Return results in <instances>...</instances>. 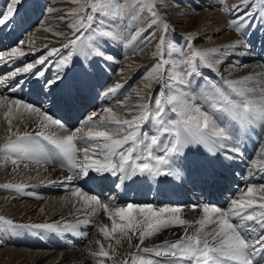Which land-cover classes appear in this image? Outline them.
Returning a JSON list of instances; mask_svg holds the SVG:
<instances>
[{
  "label": "snow or ice",
  "instance_id": "6c2138e0",
  "mask_svg": "<svg viewBox=\"0 0 264 264\" xmlns=\"http://www.w3.org/2000/svg\"><path fill=\"white\" fill-rule=\"evenodd\" d=\"M26 2L8 0L6 7L0 10V28L22 23V6ZM71 2L76 7L43 9L49 16L63 13L52 23L68 27L72 30L71 35L54 31L51 24L42 25L52 35L66 37L65 42L60 47L45 45L46 52L35 62L16 68L0 79V85L10 92H17L25 81L9 85V80L21 73L32 72L37 65L52 64L50 58H55L57 71L51 78H44V70L32 74L37 80L44 78L42 91L45 95H55V89L66 105H73L93 87L88 66L83 63L75 74L64 71L75 68L74 54L82 55L85 61L95 56L105 62H114L115 57L101 47V41L131 48L133 54L144 53V49L156 41L151 51L155 62L142 78L143 88L133 89L139 98L137 102L128 103V96L124 101H117L114 107H104L101 112L94 110L73 130H68L63 120L56 118L52 109L40 102H25L0 94V108L5 109L3 116L9 133L5 143L0 144V154L13 165L19 166L18 161L37 164L58 161L62 165L66 162L73 172L65 178L68 183L77 178L89 183L110 182L118 190H127L133 185L151 188L153 184L164 186L177 181L208 184L213 179V172L205 162L214 161L221 155L226 160L242 156L241 136H247L257 125L264 131V72L245 74L238 79H227L223 75L213 79L201 70L207 68L212 73H219V65L227 59L224 53L230 50L249 54L252 48L249 32L255 30L259 11L264 10V0H261L260 9L256 8L255 0H241L239 4L222 8L230 17L228 27L239 34V39L226 48H196L192 44L194 34L188 33L184 37L187 51L185 46L169 40V33L174 29L160 15L158 8L162 5L158 0ZM259 19L264 21V16ZM24 45L25 41L21 39L7 54L0 52V62L25 56ZM61 49L68 50L67 54ZM243 66L239 61L233 65ZM196 78L199 79L194 86ZM153 83L159 86L155 94H152ZM123 87L116 83L102 96H114ZM56 102L53 100V106ZM24 112L39 119V131L22 135L18 130L13 132V120ZM122 112L131 118L122 116ZM148 124L154 131L143 130ZM51 126L63 134L46 133ZM24 167L28 164L24 163ZM109 177L114 179L109 181ZM245 179L248 181L246 196L233 199L227 209L204 204V216L196 222L199 227L195 233L189 235L186 232L179 240L165 241L153 248H141L140 245L163 228L188 223L175 215L180 212V207L157 211L150 204L129 203L126 208L117 207L110 212L108 203L84 193L80 187H75L72 195L81 197L85 205L91 202L108 214L112 220L111 229L106 225L100 228L105 238L119 232L131 241L128 232L139 231L138 251L130 254L124 264H264V195L259 197L258 205L255 196L257 190L264 193V183L256 185L248 177ZM0 187L17 192L24 189L23 184L9 183ZM192 207L195 209L197 205ZM134 212L142 218L134 219ZM164 213L173 215L165 217ZM117 217L126 223H118ZM209 226L210 230L206 231ZM9 227L63 231L71 225L17 224L0 216V228ZM141 252L170 259L145 258ZM93 255L111 258L103 246Z\"/></svg>",
  "mask_w": 264,
  "mask_h": 264
},
{
  "label": "rangeland",
  "instance_id": "374dc122",
  "mask_svg": "<svg viewBox=\"0 0 264 264\" xmlns=\"http://www.w3.org/2000/svg\"><path fill=\"white\" fill-rule=\"evenodd\" d=\"M217 1H219V3H216ZM158 2L162 5L160 8H158V11H159L160 15L162 17H164L165 22H167L171 26V28L174 29V31L169 33V36H168L169 40L175 42L179 46H185L186 45V41H185L184 37H185V35L187 33L186 32L178 33V31H180L179 27H178V22H174V21H179L180 22L179 15H181V14H182V16L184 15V13L181 10L184 7H187V3L188 2L189 3L190 2L193 3L192 6H194L197 3H199L200 0H158ZM212 2H213L212 4H217L220 7V9H222L223 6L229 7L231 5L239 4L241 2V0H224L223 4L221 3V0H212ZM7 3H8V0H0V10H3L6 7ZM206 3L210 4L211 1L208 0V1H206ZM255 4H256V8L260 9L261 0H255ZM200 5L201 6H198L199 9H197L194 12L193 16L198 14L200 11H203L204 7L202 6V4H200ZM45 7H51L53 9H69V8L76 7V5H74L71 2V0H27V2L22 6L23 22L20 23V25L22 24L23 28L20 27V29L23 31V35H20L19 40H21V39L24 40V39L30 38L31 40H33V43L31 42L30 46H28L26 44V46H28V47H26V50H27V52L30 53V54L27 53L28 54L27 56L29 57V59L27 60V58H26V61L24 63H22V65L18 66V68L26 66V64L29 63V62H35V60L40 55H42L44 52H46L47 49L45 48V45H47L48 47H60V45L65 42L66 37L54 36V35L51 34V32L49 30H47L42 25L51 24L52 29L54 31L64 32V33H66L69 36L71 35V31L72 30L69 29L68 27H66L64 25L53 24L52 23L53 21L59 20L60 17L62 15H64V14L63 13H53L51 16H49L46 12L43 13V9ZM176 7L181 12V14L178 15L177 11L176 12L172 11V10H175ZM216 10H218V7L215 9V11ZM213 11H214L213 9L210 10V13L213 12ZM263 13H264L263 10L259 11V14H258L257 19H256L255 30L254 31H250L249 34H257V33L263 34L264 33V23H263L264 21H261L259 19V16H264ZM220 14H223V13H220ZM205 16L206 15H204V17L202 18L203 22L206 21V20L204 21ZM221 16L222 15H220V17ZM225 17H226V19L228 18L227 21H226V27H227V28L225 27L226 30L224 29L223 32L220 31V32L215 33L212 36L211 40H209V41L207 40V38H209V36L206 37V36L198 35L197 36L198 38H194L192 40V44L196 48H200V49L217 48L220 43H217L216 39H218V37H220L222 34L229 33L228 31H231V30H233V31L230 33V35H233V38L239 39V34L236 33L234 31V29L228 27V20L230 18L229 14H226ZM65 18H67V17H65ZM183 18H185V17H183ZM210 18H212V17H209V19ZM19 20H20V18L17 17V21H19ZM182 21L184 23L181 22L182 23L181 26L183 25V26L187 27L188 26V24H186V22H188L187 18H185ZM213 21H214V19L212 20V22ZM29 23L32 24V25L30 26ZM27 25H28V28H27ZM15 26L14 25H9L8 26L9 29H7V27L0 28V42L1 43H2V41L4 39H5V41H7V39L8 40L10 39V35H11L10 32L14 29ZM25 29H27V30H25ZM39 31L40 32L44 31V32H43V34H41ZM35 32H36V34H35ZM201 32H204V31H201ZM45 33H48V34L44 35ZM32 34L34 35V37L32 36ZM159 34L160 33L158 32L157 35H159ZM3 43L6 44L7 42H3ZM100 43H101V47L109 55H112V56L115 57V61L114 62H105L104 60L100 59L99 57H95V56H92V57L89 58V60L85 61L82 55L74 54V56H73V64L75 65V68L69 67L67 69H64L65 72H68L70 74H75V73H77L76 70L77 71L79 70V67H80V65L82 63L84 65L88 66V70H89V73H90L91 82H92L93 87L87 93L86 96H83L82 98H80L81 101H79L78 103H85L84 99L93 100V101L96 100L97 101V99H99L102 96V93L104 91H106L109 87H112V86L115 85L116 81L119 80L118 83H122L123 82L124 79L121 80V78H120V77H122V75H126L127 73L130 72L128 75H130V78H134V80H133V83L127 88V91H123L122 93L121 92L116 93V95H114V96L104 97V99L106 98L107 101H111V102L119 101L122 97L126 96V94H128L130 92V90H132L133 87L140 85L143 88L144 81H143L142 78L144 77V75L148 71L149 66H151L155 62L154 58L151 55V51L154 50L153 49V45L156 43V41H153L152 45H149L147 48H145L144 49V53H142V54L141 53L133 54V50L131 48H125V47H123V45L117 44V43H112L111 41H108L106 44L104 42H102V41ZM203 43H206V44L202 45ZM251 43H252V49L253 50L261 52L262 48L264 47V36L256 38L255 42L252 40ZM15 46H16V43H13L10 46L8 45V48L15 47ZM41 48H43V49H42L41 52H39V49H41ZM4 49H5V47H4ZM221 49H224V48L222 47ZM5 51L9 52L10 50L6 49L3 52L5 53ZM61 51L66 55L68 50L61 49ZM185 51H187V47L186 46H185ZM229 52L232 53L231 50L228 51V53ZM174 56H175V54H174ZM225 56L227 57L226 54H225ZM50 59L55 61V58H50ZM126 59H127V61H125ZM54 61H53L52 64H48L46 66L45 65H37L32 70V72H30V74L27 75V77L23 80V81H25V85L24 86L25 87L27 86V89H30L32 94H33V92H35L34 96H32L31 93L29 94V96L32 97L31 101H33L31 103H36V102H38L37 99L43 98L45 101L40 103L42 106L49 107V108L50 107L54 108L53 107V103H52L53 101H51V102L48 101L47 102L48 99L53 97V99L57 101L55 105H57L58 102L60 103L63 100L62 97L60 96L59 92H56L55 89H53V92H55V95L49 94V96L45 95L44 91H42V85H43L44 78H51L57 71ZM252 61L253 60H246L244 63H242V61L240 60L242 65L243 64L245 65V64L250 63ZM10 63H11V66H12L13 61H10ZM233 63L235 64L234 58L230 59V58L227 57V59L221 65H219V67H220V72L219 73H212L207 68H202L201 70L204 71L206 74L212 76L213 79H218L220 75H223L225 77V74H226L225 70H227L226 67L232 66ZM129 65L131 67H129ZM7 66L8 65H6V63L3 64V62H0V79L5 78L8 73H11L13 70L16 69L14 66L11 67V69H7ZM106 68L107 69L109 68L108 69V73L110 71H112V73L110 74V82H109V78H108V83L106 84V88H103L105 86H102V83H100L101 81H99L98 84H100L99 85L100 87L96 88V86H95L96 78H97V76H99L100 71H102V72H104L106 74V71H105ZM40 70H44L45 71V77L44 78H40L39 80H37L36 77L32 73L40 71ZM95 70H97L98 73L97 72L95 73ZM23 77H25V76H23ZM128 79H126L125 82L128 81ZM198 79L199 78H196V80H194V86H195V83H196V81ZM26 80H27V82H26ZM29 84L33 85V86L35 84V86H37V88H40V89L39 90L36 89V91H37L36 92L35 88H32V87L30 88L29 87ZM152 89H153V93L152 94H155V92L159 90L158 84L153 83ZM7 90H8V88H7ZM92 90H94V91H92ZM99 90H100V92H99ZM1 94L4 95V96L8 95V93L7 94L1 93ZM37 95H38V98H37ZM99 100H101V99H99ZM40 101L41 100H39V102ZM107 101H106V103H107ZM63 102H61V103H63ZM85 104H87V102ZM116 104L117 103H115V104L109 103L107 106L114 107ZM47 105H49V106H47ZM64 105H66V104H64ZM107 106H105V107H107ZM92 110L93 109H91V110L87 109L85 115L87 116V113L91 112ZM4 111H5V109L0 108V144L5 143L6 139L9 136L8 124H7V122H6V120L4 119V116H3ZM55 111L56 110L52 109V112H55ZM56 113H57V111H56ZM67 116L68 115H66V117L64 116V119L68 118ZM25 117H26V114H25ZM28 117L23 118L22 115L17 116V118H15L13 120V124H15V125L22 124L23 127H22V125H18L17 126L18 128L13 129V132H16L18 130V134H23L26 131H31V129L34 130L33 128L35 127V125L37 123L34 124L33 121L36 118V116L34 117V119L32 118L33 121H31ZM56 118H59V117L56 116ZM23 119H24V122H23ZM82 119L83 118H81V120ZM25 121H27V122H25ZM148 125H150V124H148ZM30 126H32L33 128L30 129ZM146 126L143 129L144 131H149V130L154 131L153 126L147 127V128H146ZM51 127H52V130L50 129V131H47V133L55 132L54 131V126H51ZM35 130L39 131L40 129L36 127ZM31 133H33V132H31ZM24 163L28 164L27 168L24 167ZM32 164H34V162H28V161L20 162V161H18V165L19 166L13 165L10 162V160H8L6 157L3 156V154H0V166H1L0 169H2V167H4V173L0 175V185L9 184V183H11V184H22V182L19 181V180H22V178H20L18 180L19 177L18 176L14 177V175L16 173H18V171L21 172L23 169H24L23 172H26V173L30 174L31 172L29 170L32 169L33 166H30ZM41 164H43V163H40V165ZM58 164H59L60 168H62V169L64 168L65 169V167H63L60 162H58ZM36 165H38V164H36ZM14 169H16V170L14 171ZM12 172H13V174H11ZM33 173H34V178H36L38 176L37 173H35L34 171H33ZM26 179L28 180L27 184H23L24 185V189L22 191H19V192L20 193H24L23 197L26 195V193H30L28 196L24 197L22 199V201H32L34 203L36 202L39 206L37 207V209L35 211L31 212V214H29V215L27 214L26 216L25 215L23 216L22 213H18L17 214L14 211V209H15L14 205H10V204L7 205L6 203L5 204L4 203L0 204V216L5 217L6 219H12L17 224H28L30 222H31V224H35L34 223L35 221L34 222H32V221L37 219L36 215L39 214V212H38L39 207L42 206L43 204L47 203L46 199H44L42 196H37V195H43V194L49 195L50 193L46 189L54 186V185H44V184L36 185L37 181H40L39 179L38 180L34 179L32 181H31V178H26ZM16 180H18V181H16ZM179 186H181V185H179ZM189 190L186 189V191H185L187 193V195H191V193L189 194ZM10 191H12V190H9V189L8 190H4V188L0 187V199L10 198V197L14 196V195H11L12 193ZM60 194H58V195H60ZM152 195H153V191L148 193V196L151 197ZM179 196L181 198H183L181 195H179ZM129 198L130 197L128 196L127 201H130ZM152 199H153V197H151V200ZM127 201L124 202L123 205H125V203H127ZM156 201L157 200H154L153 202L150 201L148 204H150V205L152 203L156 204ZM170 203H172V202H170ZM195 204L187 202V203H184V204H177V205H172L171 206L166 201L161 203L160 204L161 208L180 207V209H181L180 212L176 213L175 215L179 216V218L181 220L187 221L188 223L184 224V225H174V226H169L167 228H163L159 232L155 233L154 235L147 237L144 240V243L142 245H140V247L141 248H144V247L153 248L156 245L163 244L165 242L164 239L166 237H170V238H171V236L173 238L177 237L178 238L177 240H179L180 238H183L185 236L186 232L189 235H192L193 233H195L197 227H199V225L196 222L201 220L203 218V216H204L203 206H200L201 203L198 204L199 206L197 205V207L195 209H193L192 206L195 205ZM143 205H145V204H143ZM108 206H109V211L110 212L114 211L115 208H117V207H122V205H111V204L110 205L108 204ZM8 207H10V208H8ZM7 208H8V212L5 213L7 211L6 210ZM23 208H26V206H23ZM23 208H22V210H24ZM70 209H71V207L68 208L63 213H61L60 216H62L63 214L69 213L71 211ZM99 209H101V213L98 215V218H97V214H96L95 217L94 216H92V217L90 216L91 219L87 220L89 222H87L85 219H84L85 222H84V220L83 221L78 220V221L74 222L72 227L81 228L83 226V224H86L87 226L91 227L90 228L89 238L84 239V241H83L84 243L82 244L83 247L86 246V248H85L86 250L88 249V245H89L95 253H99L100 247L103 246L105 251L110 252L111 251V247L113 245L111 244V241H110L109 238H105L103 236V234L100 232V228L102 226L106 225L109 228V230H110L111 227H112V220L109 218L108 214L105 213V211L102 208H99ZM154 209L157 210L156 208H154ZM32 213H34V214H32ZM100 215H101V217H100ZM164 215H165V217H170L173 214L164 213ZM53 217L54 216H52V218ZM133 217H134V219H141L142 218V217H139L138 214L135 213V212L133 213ZM92 220L94 221V223H93ZM116 220H117L118 223H126V222L119 221L118 217L116 218ZM90 222L92 223V225H91ZM86 230H89V229H86V228L80 229L81 232H84ZM45 231H46L45 229H32V228H28V229H20V228H15L14 229V228H10V227L9 228H0V241H2V242H0V264H12V263H8L9 258L11 256L15 255V254H19L25 248L28 249V252L34 251V256H37V257L40 258L41 252L42 251H47L50 248L46 244H41V243H44V242L46 243V236L47 235H46ZM47 231L51 235L56 237L54 239L56 240L58 245L63 242L64 239L59 237L60 235L57 233L59 231H57V232L56 231H52V230H47ZM70 231L71 232H77V231H79V229L77 231H75L74 229L70 230ZM119 234L120 233L117 232V233H114L113 235L115 236V235H119ZM133 236H134L135 241L132 242V244L129 243L130 247L127 244H125L126 241L123 242L124 244L122 243L121 245H119V244L116 243V245L114 246L117 249L119 248L118 249L119 255L117 257V259L118 258L119 259L118 260L115 259L116 260L115 264H119V263L120 264H124V261L129 258L130 254L136 253L138 251L136 245L140 243L139 242V231H137L135 234H133ZM58 237H59V239H58ZM16 239L18 241L13 242ZM31 240H35V241H34L32 247H29L31 242H32ZM158 240H161V241H158ZM69 241H72V240H69ZM120 242H121V240H120ZM51 243H52V241H51ZM87 243H89V244L87 245ZM125 248H126V250H125ZM50 250L51 251L56 250L57 252H59L60 253L59 260H61V261H64L65 258H70L69 264H79V260H74L71 257V253H69V252L73 251V249L71 247H69V246H62L60 248H55V249H50ZM129 252H131V253L128 254ZM126 254H127V256H126ZM140 255L145 257V258H152L154 260H157V259L158 260L170 259V257H167V256H161V257L157 258V257H155L154 253H143V252H141ZM98 258H102V257L97 255V260H99ZM93 261L92 262L87 261L86 264H94ZM45 262H43L42 264H45ZM21 263L22 262H19L17 264H21ZM137 264H138V262H137Z\"/></svg>",
  "mask_w": 264,
  "mask_h": 264
},
{
  "label": "bare ground",
  "instance_id": "6f19581e",
  "mask_svg": "<svg viewBox=\"0 0 264 264\" xmlns=\"http://www.w3.org/2000/svg\"><path fill=\"white\" fill-rule=\"evenodd\" d=\"M206 1H208V0H200V2L194 6H192L193 3L188 2L187 7H184L181 10L184 13L183 16L177 7H176V9L174 8L175 10H172L175 12L177 11L178 15L181 14V15H179L180 22L174 21V22H178V27L180 30V31H178V33H180V32H182V33L186 32L187 34L192 33V34H194V38H198L197 37L198 35H200V36L202 35V36H206V37L209 36V38H207V40L209 41V40H211L212 36L215 33L220 32V31L223 32V30L226 27V21L228 19V18L226 19V17H225L226 13L222 9H220V7L217 4H212L213 3L212 0H209V1H211L210 4H207ZM216 3H219V1H217ZM200 4H202V6L204 7L203 11H200L198 14L193 16L194 12L197 9H199L198 6H201ZM217 7H218V10H216L217 11L216 12L215 9ZM223 7H225V6H223ZM193 9H195V11H193ZM212 9L214 11L210 13V10H212ZM220 13H223V14H220ZM204 15H206L205 19H204V21L206 20L205 22H203V20H202ZM220 15H222V16L220 17ZM183 17L187 18V21H188V22H186V24H188L187 27H185L183 25L181 26V24L184 23L182 20L185 19ZM209 17H212V18L209 19ZM213 19H214V21L212 22ZM29 25L31 26L32 24L29 23ZM20 27L23 28V25L22 24L20 25V23L18 22L16 24V26L14 27V29L10 32V34H11L10 39L9 40L7 39V41H5V39H4L2 41V43L0 42V52H3L6 49L10 50L11 48H13V47L8 48V45L10 46L13 43H17V41L20 38V35H23V31L20 29ZM27 28H28V25H27ZM7 29H9V28L7 27ZM25 30H27V29H25ZM201 31H204V32H201ZM232 31L233 30L228 31L229 33L222 34L220 37H218V39H216V42L220 43L217 48H222V47L226 48L228 45L232 44L233 42H235L237 40V38H233V35H230V33ZM43 32L44 31H41L40 33L43 34ZM35 34H36V32H35ZM47 34L48 33H45L44 35H47ZM249 35H250V38H252L251 41L253 40L255 42L256 38L264 36V33L263 34H260V33L249 34ZM32 36L34 37L33 34H32ZM24 41H25V45L23 47V51L25 52V56L17 58L15 60H12L13 61L12 66H11L10 61L3 62V64L6 63V65H8L7 69H11V67H13V66L15 68H18V66L22 65V63H24L26 61V58H27V60L29 59V57L27 55L30 53L27 52L26 47L30 46L31 42L33 43V40H31L30 38H27V39H24ZM3 42H7V43L5 44ZM26 44L28 46H26ZM205 44L206 43H203L202 45H205ZM4 47H5V49H4ZM263 52H264V47L262 48L261 52L253 50L251 48L249 54H242L241 51H239V50L234 51V52L232 51V53L231 52H229V53L225 52V54L227 55L228 58H230V59L234 58L235 63L237 61L240 62V60L242 61V63H244L246 60H253L250 63H247L245 65L243 64L244 65L243 67H233L234 63L232 66L226 67L227 70H225L226 71L225 72L226 73L225 78H227V79H238L240 76L245 75V74L264 72V53ZM7 53L8 52L5 51V54H7ZM125 61H127V59ZM20 68H23V67H20ZM108 69L106 68V70H105L106 74L104 72L100 71L99 76H97L96 81H95L96 84L94 83L96 88L100 87L99 86L100 84H98L99 81H101L100 83H102V86H105L103 88H106V84L108 83V78H109V82H110V74L112 73V71H110L108 73ZM97 70H95V73L97 72ZM76 72H78V71L76 70ZM129 73H127L126 75H122V77H120L121 80L124 79L123 82L121 83L124 85V87L121 88L117 93H119V92L122 93L123 91H127V88L133 83L134 78H130V75H128ZM29 74L30 73H21V74L17 75L14 80H9L8 84L11 85V84L16 83L18 81L24 80L27 77V75H29ZM23 76H25V77H23ZM126 79H128V81L125 82ZM118 81H116L115 84L118 83ZM26 82H27V80H26ZM24 85H25V83H24ZM24 85H23L21 90L14 92V93L8 91L7 87L1 85L0 86V94L1 93H5V94L8 93L7 97H9V98H19L25 102H33V101H31L32 97L29 96V94L31 93L30 89H27V86L25 87ZM29 87L35 88V91H36V89H38V90L40 89V88H37V86H35V84H34V86L29 84ZM141 88L142 87L140 85L133 87L132 90H130V92L128 94H126V96L122 97L119 101H124L126 97L130 96L128 103L137 102V100L139 98L134 94L133 89L140 90ZM92 91H94V90H92ZM99 92H100V90H99ZM34 94H35V92H33V94L31 93L32 96H34ZM52 99H53V97L48 99L47 102L48 101L51 102L54 100V99L53 100ZM99 99H101V100H99ZM99 99H97V101L84 99L85 103L87 102V104L78 103L79 101H81L79 99L73 105H68L65 108L61 106L59 109L64 108L63 110H65V112H64L65 114H63V116L66 117V115H68L67 117L69 118V119L68 118L64 119V117L62 118L67 129L73 130L76 127H79L81 121L86 118L85 114H86L87 109H89V110L93 109L92 111L95 110L97 112H101L102 111L101 109L104 108L105 106H107L109 103H113V104L117 103V102L107 101L106 98L104 99L103 96H101ZM106 101H107V103H106ZM47 106H49V105H47ZM58 106L59 105H54L53 106L54 108L50 107L51 109H54L57 111V113H56V111L53 112V114L55 116L59 115L58 108H57ZM107 107H109V106H107ZM21 112H23V110H21ZM91 112L87 113V115L90 114ZM25 114H26V117L29 116L28 118L31 121H33L32 118L34 119V117H35L34 115L30 116L26 112H24V114L22 115L23 118H26ZM121 115L126 117V118H129V119L131 118L130 116H128L127 113L122 112ZM81 118H83V119L81 120ZM96 119H98V117ZM23 122H24V119H23ZM25 122H27V121H25ZM33 122H34V124L37 123L34 128L32 126H30V129L33 128L34 130L31 129V131H26V132H33V134L36 132L35 129L39 123V119L36 117ZM18 125H22V124H17V125L13 124L12 128L13 129L18 128L17 127ZM151 126H152L151 124L147 125L146 128L151 127ZM22 127H23V125H22ZM50 129L52 130V127L45 130L46 133H47V131H50ZM54 131L58 135L63 134V132L61 130H57L55 128V126H54ZM85 131H87V130L85 129ZM250 132H252V133L246 139L247 144H245V143L242 144L243 137L241 136V141H242L241 142V148H242V151H243V148H245L247 150H251V152H252L251 158H249L247 155L246 156L242 155V156H236V158L234 160H226L225 159L224 162H218L216 160L213 161V165H215V166H218V164L220 166H222L223 163H228L231 166H236V167H239L240 169L243 170V173L241 175V179H242L243 184L239 190V193L235 196L234 199H239L241 196H246L247 187H248V181H246V179H245L246 177H248L251 180V182L255 183L256 185L264 183V171H262V169H264V131H262L260 129V127L257 125L255 127V130L250 131ZM161 139L163 140L164 138L161 137ZM221 157H223V156H221ZM93 158H95V157H93ZM36 164L37 163L30 165V166H33L32 169L29 170L31 172L30 174L23 172V170H24L23 169L21 172L18 171V173H16L14 175V177L15 176L19 177L18 180L20 178H22V180H19L22 182V184H27L28 180L26 178H31V181L34 179L40 180V181H37L36 185H38V184L54 185V186L46 189L49 191V193H50L49 195H45V194L37 195V196H42L44 199H46L47 203H45L39 207V209H38L39 214L36 215L37 219L33 220L32 222L35 221L34 222L35 224H42V223L45 224V222L49 223V224L57 223L61 226L64 225L65 223H67V224L71 225V227L67 228L63 231H59V232L56 231L60 235L59 237L64 239L63 242L60 243L59 245L56 242V240L54 239L56 237L51 235L46 230L45 231V233L47 235L46 236V243L44 242L41 244H46L50 248L47 251H42L40 258L37 256H34V251L28 252V249L25 248L19 254H15V255L11 256L8 260V263L17 264L19 262H22L21 264H42L43 262L46 261L45 264H55V263L56 264H69L70 258H65L64 261H61V260H59L60 253L57 252L56 250H54V251L50 250V249L60 248L62 246H69L73 249V251H71L69 253H71V257L74 260H79V264H86L87 261L92 262L93 260H94L93 261L94 264H115L116 263L115 259H117L118 255H119V252H118L119 248L117 249L116 247H114L116 245V240L117 239L121 240V242L118 243L119 245H121L123 242L126 241L125 244H127L129 246L130 245L129 243L132 244V242L135 241L133 233L132 232L128 233V236H131V241L128 240L127 236H121V234L115 235V236L112 235L111 237H109L111 244L113 245L111 247V251L109 252V256L111 258L109 259V258L102 257L103 259L98 258L99 260H97V255L93 256V253H95V252L88 245L89 243H87V245H88L87 250L85 249L86 246L85 247L82 246V244L84 243L83 242L84 239L89 238L91 227L87 226L86 224H83V226L81 228L72 227V226H73L74 222H76L78 220L83 221L84 219L87 221V220L91 219L92 216L95 217L96 214H97V218H98V215L101 213V209H99V208L97 209V207L95 205H92L91 202L88 205H85L83 200L81 199V197L73 196L72 191L74 190L75 187H80L82 189V191L84 193H87L88 195L97 196L104 203H108L109 205L110 204L111 205H122V207H125V208L127 207V205L129 203H132V204L138 205V206H142L143 204L147 205L150 201L153 202L154 200H157L156 204L151 202L152 207L156 208L157 211L161 208V206H160L161 203L165 202L166 200H168V201H166L167 203L172 202V200L176 201V200H174V198L179 199L178 198L179 195H181L183 197L181 200H184V198L185 199L186 198H193V195H192L193 193H192V190H191L188 182H183L181 184V182L177 181V182L172 183L175 190L177 191V194H178V196H173V198H172L171 195L164 192V189H166L168 191L169 189L172 188L171 186H168L167 188H162L161 186L153 184V186L151 188H149L148 186L133 185V186H130L127 190H118L114 186H112V184L110 182L104 183V184L89 183V182H85L83 179L77 178V179H74L71 183H68L65 178L69 175H73V172L70 170V168L66 162L62 165L63 167H65V169L60 168L58 161H51L48 163H43L41 165L40 164L36 165ZM16 169H14V171ZM33 171L35 173H37V175H38L36 178H34ZM3 173H4V167H2V169H0V175ZM11 174H13V172ZM92 175H96V174L92 173ZM252 177H255V179H251ZM113 179L114 178L109 177V181H111ZM261 179H262V181L260 183ZM18 180H16V181H18ZM96 184H97V186H95ZM179 185H181L182 187ZM96 188H99L101 193L98 194ZM186 188L190 189L189 194L191 193V195H187V193L185 192ZM4 190H8V189H4ZM151 191H153V195L151 196V197H153L152 200H151V197L148 196V193H150ZM10 192L12 193L11 195H14V196H12L10 198L0 199V204L6 203L7 205H9V204L14 205L15 206L14 211L17 214L22 213L23 216L24 215L26 216L27 214L29 215V214H31V212L35 211L37 209V207L39 206L36 202L34 203L32 201H22V199L24 197L28 196L30 193H26V195L23 197L24 193H20V192H17L15 190H12ZM58 194H60V195H58ZM128 194L130 197L129 198L130 201H127V203H125V205H123L124 202H126V200L128 199V196H127ZM261 195H264V193H261L259 190H257L255 192V196L257 197V200H256L257 205L261 202L259 200V197ZM23 206H26V208H23ZM70 207H71V209H70L71 211L69 213H66V214H63L62 216H60L61 213H63L64 211H66ZM229 207H230V204L225 206V207H220V208L227 209ZM8 208H10V207H8ZM8 208L6 209L7 211L5 213L8 212ZM22 208L24 210H22ZM32 214H34V213H32ZM52 216H54V217L52 218ZM100 217H101V215H100ZM85 220H84V222H85ZM87 222H89V221H87ZM93 223H94V221H93ZM28 224H31V222ZM91 225H92V223H91ZM83 228H86L89 230L81 232L80 229H83ZM210 228H211V226H209L205 230L208 231V230H210ZM73 229L75 231H77L79 229V231L71 232L70 230H73ZM59 237H58V239H59ZM49 239L52 241V243ZM177 239H178L177 237L173 238L171 236V238L166 237L164 239V241L171 242V241H175ZM69 240H72V241H69ZM16 241H18V240L16 239L13 242H16ZM31 241L32 242H31L29 247H32L35 240H31ZM158 241H161V240H158ZM125 250H126V248H125ZM126 256H127V254H126Z\"/></svg>",
  "mask_w": 264,
  "mask_h": 264
}]
</instances>
